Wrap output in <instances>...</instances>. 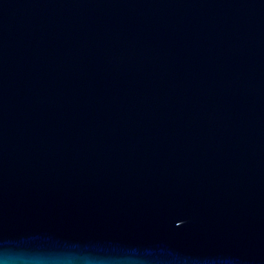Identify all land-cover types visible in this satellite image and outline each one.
I'll return each instance as SVG.
<instances>
[{
  "label": "water",
  "instance_id": "obj_1",
  "mask_svg": "<svg viewBox=\"0 0 264 264\" xmlns=\"http://www.w3.org/2000/svg\"><path fill=\"white\" fill-rule=\"evenodd\" d=\"M0 264H264V0H0Z\"/></svg>",
  "mask_w": 264,
  "mask_h": 264
}]
</instances>
